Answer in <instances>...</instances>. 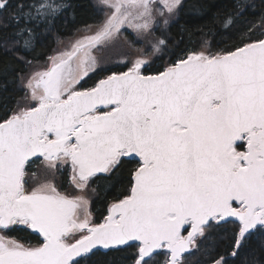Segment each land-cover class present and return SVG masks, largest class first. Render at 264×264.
<instances>
[{"label": "snow or ice", "instance_id": "obj_1", "mask_svg": "<svg viewBox=\"0 0 264 264\" xmlns=\"http://www.w3.org/2000/svg\"><path fill=\"white\" fill-rule=\"evenodd\" d=\"M95 6L103 19L40 70L29 57L70 5L0 0V78L30 101L0 104V264H264V0H196L207 33L175 52L184 0ZM121 43L126 70L101 68L93 49ZM37 162L70 167L80 194L31 183ZM97 182L112 196L103 222Z\"/></svg>", "mask_w": 264, "mask_h": 264}, {"label": "trees", "instance_id": "obj_2", "mask_svg": "<svg viewBox=\"0 0 264 264\" xmlns=\"http://www.w3.org/2000/svg\"><path fill=\"white\" fill-rule=\"evenodd\" d=\"M196 0H184V7L180 11L179 15L176 17L173 26L166 32L167 38L172 41V46H170V51L175 52L176 45L180 48H191L199 50L204 34L207 33L208 25L211 22V17L208 14L198 15L193 10V5ZM70 7L61 14L55 22L53 30L51 33L44 38L42 46H40L36 53L29 58L33 60V64L43 63L48 56L55 49L58 41L66 40L70 38L73 34L81 29L88 27L89 25H95L100 20H102V14L95 9L92 0H67ZM208 3L216 5L217 7H224L230 3V0H208ZM249 19H253L249 17ZM257 23H259L257 19ZM217 30L223 31L217 24ZM203 28L202 33L200 29ZM259 35V33H255ZM209 36V39H212ZM215 39L219 41L221 37L216 36ZM20 67H23L21 65ZM125 70L124 68H115ZM27 71V69H25ZM105 75L107 73H100ZM97 78L96 74L92 75V79L88 80V85L91 86ZM24 92L20 86V81L17 79L13 82L12 77L0 78V104L5 105L8 108H15L19 101L23 98ZM0 115H2V110H0ZM129 167H134V165H129ZM34 171V167H31L30 174ZM61 179V189H65L66 174L60 175ZM93 197L91 201V212L93 215L94 222H102L104 216L107 214V208L112 200V196L109 195L108 190L105 188L103 182H97L92 185ZM23 240L24 242L31 241L36 242L35 237L28 236L24 232L12 233ZM23 238V239H22ZM94 259H103L102 257H97ZM201 259L200 255L197 254L189 258V264H198Z\"/></svg>", "mask_w": 264, "mask_h": 264}, {"label": "rangeland", "instance_id": "obj_3", "mask_svg": "<svg viewBox=\"0 0 264 264\" xmlns=\"http://www.w3.org/2000/svg\"><path fill=\"white\" fill-rule=\"evenodd\" d=\"M92 3L94 5L95 9H97L95 6V0H92ZM87 32H88V27L79 30L78 32H76L70 38H68L66 40L58 41L55 49L52 51V53L50 55H55V54H57L58 51H70L71 50V43L75 39L82 37ZM125 52H126V46L123 45L122 43L118 44L114 47L105 48L102 52H98V53L95 52V49H93V53L101 58V60H102L101 68H103V69L124 68V64L128 60V56L125 55ZM48 63L49 62L46 59L43 63L33 64V68H38L40 70H44V68L47 66ZM76 64H78V60L73 61V65L75 66ZM27 71H31V69H27ZM98 71H99V69H98ZM93 74L94 73H92L91 75H93ZM20 86L23 89V92L25 94L26 89L24 88V86L21 82H20ZM29 103H30V101H29V99L25 98V95H23V98L19 101V104H21V105H27ZM34 173H36V176L31 177V180H30V182L33 184H36L38 181L39 182H50V183L54 184V186L57 188V190L64 195H68L69 197H72V196L80 194L79 190L76 188V186L72 180L71 169L68 166H63L57 171H54L50 174H45L42 171V168L37 164ZM63 173L66 174V179H67L66 180L67 185L65 186V189H61V182H59V180L61 179L60 175ZM30 176H31V174H30ZM88 197H89L90 205H91V201H92V197H93L92 188H90L88 190ZM91 219L93 220L92 215H91Z\"/></svg>", "mask_w": 264, "mask_h": 264}, {"label": "flooded vegetation", "instance_id": "obj_4", "mask_svg": "<svg viewBox=\"0 0 264 264\" xmlns=\"http://www.w3.org/2000/svg\"><path fill=\"white\" fill-rule=\"evenodd\" d=\"M37 164H38V162H37ZM37 164H33L32 165V167H34V171H35V168H36V166H37ZM34 171L32 172V173H34ZM90 211H91V205H90ZM91 214H92V212H91ZM93 216V215H92ZM34 237V236H33ZM23 239V238H22ZM36 239V238H35ZM23 241V240H22ZM37 242V241H36ZM36 242H32V240L31 241H28V242H26V243H31V244H35Z\"/></svg>", "mask_w": 264, "mask_h": 264}, {"label": "water", "instance_id": "obj_5", "mask_svg": "<svg viewBox=\"0 0 264 264\" xmlns=\"http://www.w3.org/2000/svg\"><path fill=\"white\" fill-rule=\"evenodd\" d=\"M107 215V214H106ZM103 222V221H102Z\"/></svg>", "mask_w": 264, "mask_h": 264}]
</instances>
